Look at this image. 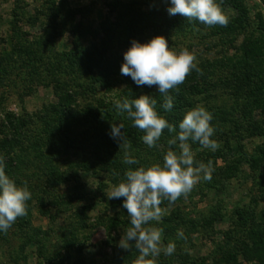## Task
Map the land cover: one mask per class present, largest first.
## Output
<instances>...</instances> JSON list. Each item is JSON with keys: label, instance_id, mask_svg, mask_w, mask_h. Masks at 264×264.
Wrapping results in <instances>:
<instances>
[{"label": "rangeland", "instance_id": "374dc122", "mask_svg": "<svg viewBox=\"0 0 264 264\" xmlns=\"http://www.w3.org/2000/svg\"><path fill=\"white\" fill-rule=\"evenodd\" d=\"M53 1L0 0V138L4 139L6 132L7 139L11 138V129L5 120L7 113L27 120V135L22 142L25 145L39 141L41 135L45 138L50 136L52 139V134L55 137L62 136V130L58 128L61 121L76 132L71 154L64 155L61 160L65 170L69 167V157L76 159V154H81L82 150H85L84 154L90 155L92 152L87 151L88 143L93 144L98 133H108L106 128L99 127L97 121L90 118L94 111L100 109L101 103L113 99L129 83L124 82L115 87V91L98 87L95 92L88 91V84L84 80L77 76L70 78L64 67H59L52 59L38 64V55L27 56V49L34 48L37 40L46 35L44 27L50 23L53 15L50 6L57 10ZM110 1L68 0L66 6L78 10L77 21L82 20L87 27L99 28L108 14L110 19L115 18V13L111 14V8L107 5ZM127 1L136 9L141 7L148 11L152 8L151 0ZM243 1L250 6V17L253 19L257 20L258 12L264 15V6H260V0ZM59 2L60 0L55 1L56 4ZM161 2L163 0H152L158 10L164 8ZM57 26L54 25L50 30L59 31ZM13 31H17L19 36L15 39V47L21 51L8 44L9 35ZM204 35L205 32L193 29L183 34H172L167 41L177 52L187 48L196 57V63L220 58L223 50L219 45V37H214L215 42L211 44L209 38L203 39ZM152 38L153 35L150 34L140 42H150ZM73 40L72 31L64 30L57 39V51L72 49ZM189 45L194 47L193 51L189 49ZM36 49L41 55L51 56L57 53L40 47ZM224 75L221 68H216L217 77ZM56 86L59 95L54 89ZM59 96L67 97L71 103H78L80 109L75 116L64 115L61 120L58 115H49L51 123L46 128L49 132L45 134L41 122L32 121L29 117L49 114L50 105L57 103ZM67 98L65 101H68ZM67 126L65 130L70 129ZM238 138H241V143L233 140L231 148L224 151H212L202 148L201 145L192 149L196 162L194 166L211 161V180L205 181L201 174L199 182L187 196L182 195L171 204L166 199L162 200L163 215L175 214L177 226L172 232H165L161 225L162 219L150 222V226L161 230V248H165L170 242L176 248L171 255H165L161 251L158 256L149 257L153 264H251L243 255L244 243L251 242L245 218H256L254 220L261 224L254 225H263L264 163L253 167L246 161V157L255 154L256 146L264 141V137L243 134ZM127 142L129 155L144 167L156 162L163 163L169 150H163L167 143L156 149L155 146L149 147L143 141L135 142L128 137ZM118 145L120 159L123 161L125 149H120V144ZM100 150L104 151L103 148ZM70 177L64 183H53L49 172L41 174L32 166L18 176L15 182L23 186L27 181L31 197L25 202L27 214L18 217L6 233L0 230V264H44L42 251L51 256L61 248L64 234L68 235L67 232L71 230L79 231L78 237L87 247L81 255L73 250L75 256L69 264H79L77 262L81 258L84 260L81 264H134L139 256L138 250L134 247L127 250L119 247L130 218L120 201H116L114 205V199L109 200L106 195L110 186H114L110 177L107 174L96 175L83 170L72 172ZM102 181L108 184L104 192L100 183ZM112 217L122 218L127 223L109 230L106 225ZM178 230L183 231L186 240L177 238ZM109 236L113 239L111 243L107 241ZM131 243L134 245V241ZM45 264H49L48 261Z\"/></svg>", "mask_w": 264, "mask_h": 264}, {"label": "trees", "instance_id": "16d2710c", "mask_svg": "<svg viewBox=\"0 0 264 264\" xmlns=\"http://www.w3.org/2000/svg\"><path fill=\"white\" fill-rule=\"evenodd\" d=\"M55 1L53 3L57 10L55 11L50 6L53 15L50 23L44 27L43 31L46 35L37 40L34 48L27 49V56L38 55V64L41 61L43 64L46 59H52L59 67H64L70 78L77 76L84 80L88 84L86 87L88 91L95 92L97 87L115 91V87L124 82L129 84L118 91L113 99L101 103L100 109L94 111L93 117L90 118L95 119L99 127L106 128L108 133H98L97 140L91 145L88 143L87 151L92 152L90 155L84 154L85 150H82L81 154H76L78 155L76 159L69 157V167L65 170L61 160L65 157L64 155L71 154L74 141H76L74 136L76 132L72 128L60 121L58 128L62 130V136L55 137L52 134V139L50 136L45 138L44 135H41L39 141L25 145L22 142L25 140L24 136L27 135L25 127L27 120L15 118L12 113H7L5 120L11 129V138L7 139L8 134L3 131L6 134L4 139L0 138V159L3 160L5 173L13 180H18V176L31 166L41 174L49 172L53 183H64L71 178L72 172L81 170L96 175L107 174L113 185L125 180L126 171L129 168H139L141 164L127 165L121 161L118 141L110 135L111 126L113 123L117 125L122 123L124 126L122 132L135 142L143 143L144 133L133 127L134 122L126 113L118 114L115 101L123 102L124 99L131 101L140 95H149L155 99L157 112L170 124L176 126L177 131L179 123L189 109L196 106L204 107L213 117L210 121L214 128L211 139L216 143L219 142L220 148H217V151L231 148L233 140L241 143V138L238 137L243 134L249 137H264V15L262 12L256 14L257 20H255L250 17L252 11L250 6L243 0H217L229 22L227 26H208L195 19L189 20L180 14L170 15L167 11L170 0L161 2L164 6L162 10L155 8L151 0L152 8L148 11L142 10L141 7L134 8L132 3L127 0H111L107 2V5L111 8V14L115 13L114 20L110 19L111 16L108 14L101 21L99 28H91L87 27L82 20L77 21L79 12L66 6L68 0H60L58 4ZM260 1L262 3L260 6H264V0ZM54 25H58L59 31L52 32L50 30ZM193 29L197 32H205L203 39L209 38L211 44L215 42L214 37L218 36L223 53L216 60L213 58L212 61L196 63L202 69L203 74L200 75L192 70L178 90H170L168 95L172 97L173 107L170 111H166L163 108L165 97L159 93L157 86H138L130 76L120 74L121 66L124 63V53L131 47L133 40L140 42L150 34L153 37L162 35L166 39H170L172 34H183ZM64 30L72 31L73 48L59 52L56 49V43ZM17 36V31H13L9 35L8 44L13 49L21 51L15 47V39L19 37ZM85 40L88 41V44H85ZM37 47L54 50L57 53L51 56L41 55L38 54L41 52L36 49ZM188 47L190 50H194L191 45ZM6 51L8 52V50ZM216 68H221V71L225 72L224 77L216 76ZM35 69H38L37 65H35ZM59 69L62 71L61 68ZM54 89L59 95L57 86ZM66 98L59 96V101L50 105L49 114L29 118L32 121L41 122L44 133L49 132L46 130L51 123L49 115L53 117L58 115L61 120L64 115V117H72L78 113L79 104L71 103L68 98V101H65ZM66 126L70 129L65 130ZM223 130L226 132H222ZM171 138V134L165 129L155 148L160 149L167 143L163 146V150L166 151L170 147L168 140ZM178 143L171 146L172 150L180 151ZM189 144L192 149L199 146V143L192 141H189ZM101 148L104 151L100 150ZM255 151V154L246 157V161L253 167H258L264 163V141L256 146ZM100 183L103 185L104 192L108 184L104 181ZM113 201L111 202L114 205H116V201L123 204L124 198ZM254 219L245 218L251 244L244 243L243 255L245 260L251 261V264H264V219L261 226H255L254 224L261 223ZM125 223L127 221L122 218L112 217L106 227L111 230L117 225ZM177 223L175 214L162 216L161 225L165 232H172ZM78 232L71 230L67 232L68 235L64 234L65 239L62 241L61 248L59 247L51 256L42 251V257H44L42 262L44 264L46 261L49 264H69L75 256L73 250L80 255L84 253L87 246L80 241ZM112 240V237L109 236L107 241L111 243ZM114 249L117 250L116 246ZM130 256H134V254H130ZM83 261L81 258L77 263L81 264Z\"/></svg>", "mask_w": 264, "mask_h": 264}, {"label": "clouds", "instance_id": "9594fccd", "mask_svg": "<svg viewBox=\"0 0 264 264\" xmlns=\"http://www.w3.org/2000/svg\"><path fill=\"white\" fill-rule=\"evenodd\" d=\"M167 11L170 15L180 14L208 26H227L229 22L217 0H170ZM195 61L196 57L187 48L177 52L169 47L164 36L158 35L146 43L132 41L131 47L124 53L120 74L130 76L138 86H157L159 93L165 97L163 108L170 111L173 100L168 95L169 91L178 90V86L184 83L192 70L203 74ZM155 104L156 100L149 95H140L131 101H115L118 114L126 113L133 120V127L144 133L142 140L147 146H156L165 129L172 136L168 140L170 147L163 163L129 168L125 173L126 179L110 186L106 192L109 200L124 198L123 208L127 210L130 223L124 229L119 247L125 250L134 247L138 250L139 256L134 264H153L149 257L158 256L161 251L165 255H171L175 251L176 245L171 242L161 248V230L150 226V222L162 219V200L166 199L171 204L182 195L187 196L199 182L201 174L205 181L211 180V161L194 166L196 162L189 141L199 143L202 148L212 151L218 148V144L211 139L214 128L210 121L213 117L204 107L189 109L177 131L176 126L157 112ZM123 128L122 123H113L110 135L118 141L120 149H125L123 163L138 164L139 161L132 158L127 151L129 145L126 134L122 132ZM177 142L179 152L171 147ZM30 197L27 181L23 186L17 185L5 173L3 160L0 159V230L6 233L18 217L27 214L25 202ZM177 238L187 239L182 230H178ZM133 241L134 245L131 243Z\"/></svg>", "mask_w": 264, "mask_h": 264}]
</instances>
